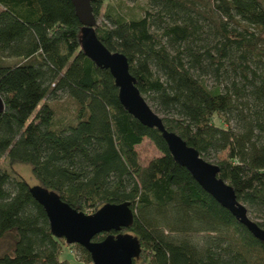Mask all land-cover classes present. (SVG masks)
<instances>
[{
  "label": "trees",
  "instance_id": "trees-1",
  "mask_svg": "<svg viewBox=\"0 0 264 264\" xmlns=\"http://www.w3.org/2000/svg\"><path fill=\"white\" fill-rule=\"evenodd\" d=\"M102 2L91 0L105 18L97 37L127 57L164 126L218 165L264 230V0H146L140 15L112 3L101 13ZM81 26L71 0H0V264H77L60 258L65 241L14 163L81 211L129 201L123 231L142 252L133 264H264V239L121 104L110 71L83 52ZM144 138L160 154L142 164Z\"/></svg>",
  "mask_w": 264,
  "mask_h": 264
},
{
  "label": "water",
  "instance_id": "water-1",
  "mask_svg": "<svg viewBox=\"0 0 264 264\" xmlns=\"http://www.w3.org/2000/svg\"><path fill=\"white\" fill-rule=\"evenodd\" d=\"M81 23L79 41L83 52L98 66L107 68L118 88V98L125 109L148 127L161 133L174 160L184 166L222 206L227 208L256 237L264 239V230L247 214L246 206L236 198L232 186L219 176L216 163L205 159L199 151L175 131L168 130L135 85L129 72L127 57L110 51L96 35V19L91 0H71ZM2 100L0 98V109ZM29 192L44 208L51 234L67 244H79L89 253L92 264H133L139 257L140 243L135 235L122 231L132 222L129 201L106 202L91 213L78 210L63 201L59 194L39 183L29 186ZM99 233H106L94 240Z\"/></svg>",
  "mask_w": 264,
  "mask_h": 264
},
{
  "label": "rangeland",
  "instance_id": "rangeland-1",
  "mask_svg": "<svg viewBox=\"0 0 264 264\" xmlns=\"http://www.w3.org/2000/svg\"><path fill=\"white\" fill-rule=\"evenodd\" d=\"M102 6H101V13L104 11L105 6L107 3H112L116 9H120L122 11H125L127 13H132L133 15H140L143 8L146 6V0H135L133 2L127 1V0H102ZM121 1V2H118ZM118 3L121 5H118ZM105 18L98 17L96 19L97 25H99L101 22H103ZM71 106H69V109ZM216 123H219L217 119H215ZM136 150L138 152L139 160L142 164L146 163L150 158L155 157L160 154L158 149L154 146V144L148 139L144 138L143 141L136 146ZM9 166L8 160L5 157L0 158V166ZM13 168L17 174H19L21 177H23L29 185L37 184V180L34 178L30 167L25 164H19L14 163ZM85 213H90L87 211H83ZM123 231V229H122ZM64 241V240H63ZM8 245L7 239L0 240V253L5 250V248ZM74 244H66L64 242L63 249L60 253V258H65L69 261L76 262L77 264H81L76 257L74 256L75 248L73 247ZM142 253V252H141ZM141 253L139 254L138 259L141 257ZM134 260V259H133ZM137 260V258H136Z\"/></svg>",
  "mask_w": 264,
  "mask_h": 264
}]
</instances>
